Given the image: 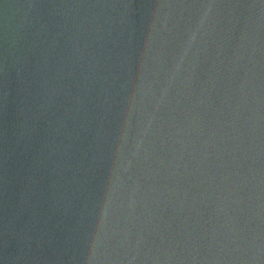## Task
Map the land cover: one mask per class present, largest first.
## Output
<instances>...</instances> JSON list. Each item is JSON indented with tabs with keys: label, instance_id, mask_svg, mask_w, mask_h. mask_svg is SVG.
Segmentation results:
<instances>
[{
	"label": "water",
	"instance_id": "95a60500",
	"mask_svg": "<svg viewBox=\"0 0 264 264\" xmlns=\"http://www.w3.org/2000/svg\"><path fill=\"white\" fill-rule=\"evenodd\" d=\"M0 264H264V0H0Z\"/></svg>",
	"mask_w": 264,
	"mask_h": 264
}]
</instances>
